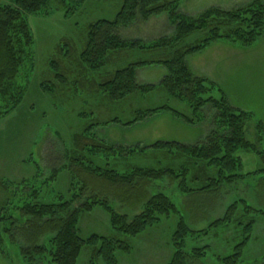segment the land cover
<instances>
[{
	"label": "rangeland",
	"instance_id": "374dc122",
	"mask_svg": "<svg viewBox=\"0 0 264 264\" xmlns=\"http://www.w3.org/2000/svg\"><path fill=\"white\" fill-rule=\"evenodd\" d=\"M256 1L264 4V0H180L179 3L181 12L196 17L212 7L234 10ZM15 2L0 0L1 4ZM123 3L124 0H86L79 10L70 13L62 4L53 2L52 8L46 12L27 15L34 35L35 59L24 63L17 78L18 84L24 87L21 102L13 107L9 102L7 109H0V207L7 201L11 204L2 210L6 219H0V264H29L22 254L15 231H7V228L14 227L11 223H20L17 218L21 217L15 208L20 204L17 192L21 195L25 188L20 185L22 181L29 180L31 185L40 189L45 195L42 201L52 202L58 201L60 194L69 195L72 184L82 185L84 167L72 155L76 135L88 129L86 133L116 146L146 148V151L127 158L110 157L107 160L104 157V161L90 154L81 156L89 164L94 161L122 173L136 166L179 168L186 157L174 156L168 149L151 146L161 141L194 145L207 141L212 133L214 110L206 108V117L200 121L186 102L171 97L160 85L168 72L161 63L137 69L138 83L157 85L154 89L129 94L119 101H112L103 93L101 85L118 69L138 59L163 57V50H127L99 69H91L82 63L81 53L87 42L90 23L114 19ZM174 32L167 13L144 21L137 19L118 30L125 39H142L144 42H152ZM202 38V33H194L185 43L197 44ZM187 63L193 73L215 82L232 106L253 115L247 125V137L258 143L256 124L257 121L264 123V36L248 47L227 41L215 42L189 55ZM215 93L219 96V92ZM165 105L172 109H162L129 123L140 111ZM173 109L186 118H193L195 123L187 122ZM258 145L264 153V138ZM76 153V156L83 154L79 150ZM238 155L243 160L241 173L245 177L231 185H220L215 191L182 192L179 181L169 176L153 181L151 193L167 194L177 204L180 213L163 216L161 221L138 236L120 234L112 227L109 213L101 206L82 213L79 223L81 235L122 236L132 249L117 252L120 264H167L174 253L173 236L182 215L194 231L187 238L186 249L210 247L200 262L189 263L228 264L221 258L236 251L237 245L246 237L242 226L247 221L245 219L256 216L257 222L244 248V255L237 264H264L263 214L254 211L241 217L238 212L232 221L213 225L224 218L228 208L239 200L264 211V155L248 151H240ZM107 163L109 165H105ZM54 170L58 173L53 176ZM209 172L216 175V169ZM205 183L189 180L192 188ZM110 200L115 211L127 214L130 221L142 212V207L130 208ZM93 249L90 245L84 247L78 264H91ZM94 262L107 264L99 257H94Z\"/></svg>",
	"mask_w": 264,
	"mask_h": 264
},
{
	"label": "trees",
	"instance_id": "16d2710c",
	"mask_svg": "<svg viewBox=\"0 0 264 264\" xmlns=\"http://www.w3.org/2000/svg\"><path fill=\"white\" fill-rule=\"evenodd\" d=\"M53 2L65 6L67 12L75 13L86 0H16L14 4L0 3V109H7L5 107L9 102L12 107L21 102L24 87L18 84L17 78L24 63L35 59L34 35L27 15L46 12L49 7L52 8ZM179 2L180 0H124L114 19H99L90 23L81 61L91 69H99L115 61L119 54L127 50H163V57L138 59L118 69L101 85L103 93L112 101H119L129 94L145 93L154 89L157 85L138 83L137 69L161 63L168 72L160 85L171 97L186 102L193 115L200 121L206 117V108L214 110V128L211 135L207 137V141L194 145L179 141H161L151 146L168 149L174 156L186 157V161L180 163L179 168L136 166L122 173L104 168L94 161L89 164L84 158L81 159V156L90 154L95 159L104 161V157H107V160L110 157L127 158L146 151V148L116 146L94 134L86 133L88 129L76 135V147L72 155L84 167L81 172L82 185L72 184L69 195L60 194L58 201L53 202L42 201L45 195L41 194L35 185H31L29 180L20 184L25 187L21 190L22 194L17 192L21 205L15 209L19 211L21 219H17L20 223H11L14 227L7 228V231H15L22 254L29 264H78L87 245L94 247L91 264L95 263L94 257L103 258L107 264H120L117 252H129L132 245L118 235L92 234L83 237L79 227L82 213L101 206L109 213L112 227L120 234L138 236L149 226L161 221L163 216L180 213L177 204L167 194L151 193L153 181L169 176L179 181L182 192L215 191L220 185H231L245 177V174L241 173L244 164L238 152L248 151L264 155L258 145L264 138V123L257 121L258 143L251 142L247 137V125L252 121L253 115L232 106L215 82L193 73L187 63L189 55L200 52L218 41H227L242 47L255 44L264 36V4L256 1L234 10L212 7L194 17L181 12ZM162 13L168 14L171 25L175 28L174 34L144 42L142 39H125L118 33L121 27L129 26L137 19L144 21ZM194 33H202L203 38L197 44L185 43ZM18 87L20 90H17ZM215 92H219V96ZM162 109L172 108L165 105L140 111L134 122L129 123H135ZM173 110L187 122L195 123L193 118H186L179 111ZM77 150L83 154L76 156ZM108 163L105 165H109ZM210 169H216V175H211ZM56 173L58 170H54L53 176L57 175ZM189 180L206 183L201 187L192 188L189 186ZM110 199L130 208L142 207V212L130 221L127 214L115 211ZM9 205L11 204L7 201L0 207L1 220L6 219L7 216L3 215L2 210ZM254 211L264 215V211L256 210L246 201L239 200L228 208L224 218L215 221L213 225L232 221L238 212L242 217ZM256 219V216L245 219L247 221L242 225L243 231L246 232L245 239L237 245L235 252L221 258L222 260L228 264L241 261ZM192 233L194 231L180 215L173 236L174 253L167 264H190L189 261L200 262L207 256L209 246L186 249L187 238Z\"/></svg>",
	"mask_w": 264,
	"mask_h": 264
},
{
	"label": "crops",
	"instance_id": "0c3cea01",
	"mask_svg": "<svg viewBox=\"0 0 264 264\" xmlns=\"http://www.w3.org/2000/svg\"><path fill=\"white\" fill-rule=\"evenodd\" d=\"M168 19H169V17H168ZM170 21V20H169Z\"/></svg>",
	"mask_w": 264,
	"mask_h": 264
}]
</instances>
